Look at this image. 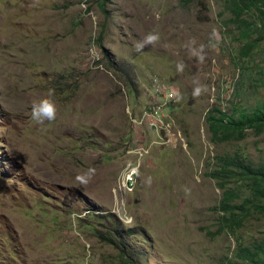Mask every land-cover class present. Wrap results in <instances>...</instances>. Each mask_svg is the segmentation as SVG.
Masks as SVG:
<instances>
[{
    "label": "rangeland",
    "instance_id": "obj_1",
    "mask_svg": "<svg viewBox=\"0 0 264 264\" xmlns=\"http://www.w3.org/2000/svg\"><path fill=\"white\" fill-rule=\"evenodd\" d=\"M260 103L264 0H0V264H258L264 212L210 174L264 166V132L207 117Z\"/></svg>",
    "mask_w": 264,
    "mask_h": 264
},
{
    "label": "trees",
    "instance_id": "obj_2",
    "mask_svg": "<svg viewBox=\"0 0 264 264\" xmlns=\"http://www.w3.org/2000/svg\"><path fill=\"white\" fill-rule=\"evenodd\" d=\"M108 1V0H106ZM239 113L238 117L229 115L220 109H215L212 114L207 117L209 130L214 142H223L230 140L244 139L248 130H253L256 134L264 132V103H260L254 109H236ZM221 169L215 170L210 176L219 182L221 188H224V181L229 179H239L246 183L252 199L247 203L251 204L257 211L264 212V204L257 205L256 202H264V166L254 167L250 163L239 157H221L218 159ZM232 197L230 190L224 192L223 200L219 209L224 214H230L235 217L234 210H240L246 214L250 209H247L244 204L232 205ZM241 223V221H239ZM238 224L240 225V223ZM123 244V242L121 243ZM124 251L123 249H121ZM250 260L259 264L258 257L264 253V244L259 245L254 252H248ZM125 264H138L133 258L124 257Z\"/></svg>",
    "mask_w": 264,
    "mask_h": 264
},
{
    "label": "clouds",
    "instance_id": "obj_3",
    "mask_svg": "<svg viewBox=\"0 0 264 264\" xmlns=\"http://www.w3.org/2000/svg\"><path fill=\"white\" fill-rule=\"evenodd\" d=\"M149 42L155 41L158 39L155 35H150L148 38ZM143 49V44L137 49V51H141ZM203 52V46L200 49ZM199 55V53H198ZM199 58L203 61L204 56L200 55ZM54 90L50 89L48 96L39 101H35L31 107V118L39 124H44L45 122L54 121L58 115V107L53 99Z\"/></svg>",
    "mask_w": 264,
    "mask_h": 264
},
{
    "label": "built area",
    "instance_id": "obj_4",
    "mask_svg": "<svg viewBox=\"0 0 264 264\" xmlns=\"http://www.w3.org/2000/svg\"><path fill=\"white\" fill-rule=\"evenodd\" d=\"M167 91H168V89H167ZM173 91H170V93L168 94H165V95H169L170 96V98H172L173 96H174V94L172 93ZM163 93V92H162ZM155 117H159V115H155ZM154 125H157V123H155Z\"/></svg>",
    "mask_w": 264,
    "mask_h": 264
}]
</instances>
